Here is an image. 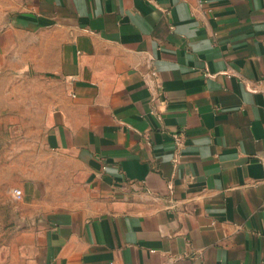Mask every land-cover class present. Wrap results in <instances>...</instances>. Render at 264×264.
<instances>
[{
	"label": "crops",
	"instance_id": "obj_1",
	"mask_svg": "<svg viewBox=\"0 0 264 264\" xmlns=\"http://www.w3.org/2000/svg\"><path fill=\"white\" fill-rule=\"evenodd\" d=\"M6 71L55 161L0 264H264V0H0Z\"/></svg>",
	"mask_w": 264,
	"mask_h": 264
},
{
	"label": "rangeland",
	"instance_id": "obj_2",
	"mask_svg": "<svg viewBox=\"0 0 264 264\" xmlns=\"http://www.w3.org/2000/svg\"><path fill=\"white\" fill-rule=\"evenodd\" d=\"M11 77L9 71L0 73V253L10 240L12 233L21 222L20 207L22 197H12L13 188L22 189L33 171H42V160L55 161L53 156L41 147L30 150V132L37 119L28 118L27 105L16 102L12 87L8 85Z\"/></svg>",
	"mask_w": 264,
	"mask_h": 264
},
{
	"label": "built area",
	"instance_id": "obj_3",
	"mask_svg": "<svg viewBox=\"0 0 264 264\" xmlns=\"http://www.w3.org/2000/svg\"><path fill=\"white\" fill-rule=\"evenodd\" d=\"M149 74L150 75H155V72L153 69H151L149 71ZM11 194H12V197L15 198V199H19L22 197V190L19 189V188H13L12 191H11Z\"/></svg>",
	"mask_w": 264,
	"mask_h": 264
}]
</instances>
